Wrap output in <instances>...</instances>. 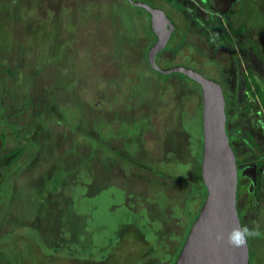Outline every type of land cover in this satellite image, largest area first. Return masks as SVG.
I'll return each instance as SVG.
<instances>
[{
    "label": "rangeland",
    "instance_id": "obj_1",
    "mask_svg": "<svg viewBox=\"0 0 264 264\" xmlns=\"http://www.w3.org/2000/svg\"><path fill=\"white\" fill-rule=\"evenodd\" d=\"M138 1L178 25L159 65L225 92L239 215L264 264V167L247 137L264 147V104L246 86L253 74L264 93V0ZM148 23L125 0H0V264H168L201 171L202 95L146 65Z\"/></svg>",
    "mask_w": 264,
    "mask_h": 264
},
{
    "label": "water",
    "instance_id": "obj_2",
    "mask_svg": "<svg viewBox=\"0 0 264 264\" xmlns=\"http://www.w3.org/2000/svg\"><path fill=\"white\" fill-rule=\"evenodd\" d=\"M146 10L156 42L147 52L151 68L161 75L180 74L197 83L202 95L203 154L201 175L208 191L205 203L193 224L175 264H250L249 243L242 249L226 244L227 234L241 227L238 209L239 166L227 130V100L221 84L187 66L162 68L157 57L168 47L175 24L160 8L146 2L128 0ZM223 233L225 242H217Z\"/></svg>",
    "mask_w": 264,
    "mask_h": 264
},
{
    "label": "trees",
    "instance_id": "obj_3",
    "mask_svg": "<svg viewBox=\"0 0 264 264\" xmlns=\"http://www.w3.org/2000/svg\"><path fill=\"white\" fill-rule=\"evenodd\" d=\"M172 2V1H171ZM148 4H150V3H148ZM173 4V7H177V8H175V9H177L178 11H181L182 12V10H183V6L182 5H180V4H178V2L176 1V2H173L172 3ZM150 5H152V4H150ZM144 10V9H143ZM147 12V11H146ZM147 14H148V12H147ZM149 15V14H148ZM217 22H218V24H219V27H220V34H221V38L224 40V42H226V43H230L231 42V40H230V36H229V34L227 33V31H226V28H225V24L222 22V19H218L217 18ZM150 16H149V23H148V33H149V35H151L152 37H153V39H154V41L156 40L155 38V35H154V33H153V31L151 30V26H150ZM175 34V33H174ZM153 45V44H152ZM151 45V46H152ZM150 46V47H151ZM149 47V48H150ZM149 50V49H148ZM159 58V57H158ZM160 60L159 59H157V63H158V65H159V63L161 62H159ZM239 62V61H238ZM146 65L147 66H149L150 67V69L151 70H153L152 68H151V66L149 65V63H148V61H147V59H146ZM160 66V65H159ZM161 67V66H160ZM154 71V70H153ZM154 72H156V71H154ZM157 73V72H156ZM253 73V72H252ZM159 74V73H158ZM161 75V74H160ZM173 75H180V74H171V75H168L167 74V76H165V75H161V76H164V78H166L167 79V77L169 78L170 76H173ZM180 76H182V77H184L183 75H180ZM185 78V77H184ZM185 79H187V78H185ZM188 80V79H187ZM189 82H191V83H193L194 84V86H193V88L194 89H197V91L199 90L200 92H201V88H200V86L197 84V83H195V82H192V81H190V80H188ZM189 84V83H188ZM246 86H247V88H248V90L251 92V94L253 95V96H257L258 98H259V100H260V102L262 103V105L264 104V93H263V91H261V89H260V86L257 84V81H256V79H255V77H254V75L253 74H250V76L248 77V79L246 80ZM226 96V95H225ZM226 100H227V98H226ZM227 102H228V100H227ZM202 106V105H201ZM202 130H203V128H202ZM228 130V129H227ZM228 134H229V136H230V131L228 130ZM247 137H248V139H249V141L260 151V153H261V158L259 157V162H257V165H258V167H260V169L261 168H263L264 167V147H261L260 146V144L256 141V139L250 134V133H247ZM16 138H20L19 136H16ZM230 139H231V143H232V145H233V140H232V138H231V136H230ZM26 142H29L27 139H26ZM29 144H30V142H29ZM233 147H234V145H233ZM18 148V149H17ZM17 148H15V151L13 152L14 154H16L17 155V151H20V153H18V155L15 157V158H13L12 159V162L13 163H16L18 160H19V158H20V155H22L24 152H25V150L22 148V147H17ZM22 149V150H21ZM234 149H235V147H234ZM236 151V150H235ZM201 152H202V154H203V143H202V145H201ZM165 164V163H164ZM153 165V164H152ZM170 163H166V166H165V169H169L170 168ZM161 166V164H159V165H153L152 167H154V171L155 170H159L158 168ZM201 166H202V159H201ZM238 166H239V168H240V162L238 161ZM162 172V176L164 177V176H167V175H165V173H163V171H161ZM169 177H172V178H175V176L174 175H171V172L169 173V175H168ZM196 180H195V182H194V184L192 185V188L191 189H193L195 192L193 193V196L194 197H192L191 195H190V198H189V200L187 201V207H186V210L184 209V212H185V225L187 224V222H189V226H188V224H187V230H186V232H185V236L183 237V235H184V233L183 234H181V237H180V239H179V237H177L178 239H179V245H177V247L175 248V250H172V249H170L169 247H166L165 249L162 247V249H164L165 250V255H166V259L165 260H163V263L164 262H168V264H175L176 263V261H177V259H178V257H179V255H180V253H181V248H183V246H184V243L186 242V239H187V237H188V234H189V232H190V230H191V228H192V226H193V224L195 223V221H196V219L198 218V216H199V213L201 212V209H202V207H203V205H204V203H205V200H206V197H207V194H208V191H207V189H206V187H205V185H204V182H203V179H202V175H201V171H199V174H197L196 175ZM258 182H259V180H258ZM260 182H261V179H260ZM260 182H259V184H260ZM197 193V194H196ZM195 194H196V196H195ZM199 194V195H198ZM186 204V203H185ZM186 212L188 213V217H186L187 216V214H186ZM129 214H131V212L130 213H128V215ZM181 218V217H180ZM182 221H184V220H182ZM241 222H242V226H244V224H243V221L241 220ZM182 224V223H181ZM150 227V226H149ZM255 227V226H254ZM259 237H261V235L259 236ZM256 238V237H255ZM155 239H156V237H155ZM173 239H174V237H173ZM252 240H253V238H249V240H248V243H249V248H250V264H254V263H256V253L253 251V249H252ZM156 241V240H155ZM163 246V245H162Z\"/></svg>",
    "mask_w": 264,
    "mask_h": 264
},
{
    "label": "clouds",
    "instance_id": "obj_4",
    "mask_svg": "<svg viewBox=\"0 0 264 264\" xmlns=\"http://www.w3.org/2000/svg\"><path fill=\"white\" fill-rule=\"evenodd\" d=\"M261 235L258 226L249 228L247 225L241 227H235L231 232L227 234L226 244L228 247L234 249H242L247 246L249 238L259 237ZM217 242H225V236L223 233L216 235Z\"/></svg>",
    "mask_w": 264,
    "mask_h": 264
},
{
    "label": "flooded vegetation",
    "instance_id": "obj_5",
    "mask_svg": "<svg viewBox=\"0 0 264 264\" xmlns=\"http://www.w3.org/2000/svg\"><path fill=\"white\" fill-rule=\"evenodd\" d=\"M126 1V3H128L130 6H132L129 2H128V0H125ZM135 1H138V0H135ZM172 0H170V2H171ZM201 1H204V4H205V7L207 8V9H210V10H212V6H213V3H212V0H201ZM173 2V1H172ZM181 5V4H180ZM184 5H185V3H184ZM152 6H155V5H152ZM172 6H173V4H172ZM134 7V6H133ZM155 7H157V6H155ZM137 8V7H136ZM164 11V10H163ZM165 12V11H164ZM166 13V12H165ZM192 13H195L194 11H192ZM167 15H168V13H166ZM169 16V15H168ZM170 17V19L173 21V23L175 24V28H176V30H175V34H174V36L171 38V41H170V43H172V41L174 40V38H175V36H176V33H177V31H178V25H177V23H176V20H175V18L173 19L171 16H169ZM196 17V16H195ZM214 18V21H218L217 20V18L216 17H213ZM221 19V18H220ZM151 38H153L152 36H150ZM156 39V38H155ZM154 40V39H153ZM156 42V40L153 42V43H151V45L152 44H154ZM169 43V44H170ZM150 45V46H151ZM168 48V47H167ZM167 48H166V50L164 51V52H166L167 51ZM148 52V51H147ZM164 52H162L160 55H158V57H157V59H159V60H162V57H163V53ZM146 59H147V53H146ZM148 61V60H147ZM227 126H228V124H227ZM228 129V128H227ZM233 140V139H232Z\"/></svg>",
    "mask_w": 264,
    "mask_h": 264
}]
</instances>
